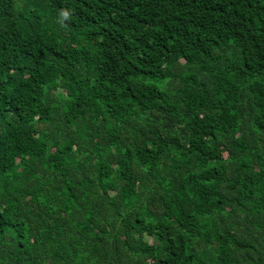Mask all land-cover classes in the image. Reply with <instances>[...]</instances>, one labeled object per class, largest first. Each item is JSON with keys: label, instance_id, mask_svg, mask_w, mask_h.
Segmentation results:
<instances>
[{"label": "trees", "instance_id": "1", "mask_svg": "<svg viewBox=\"0 0 264 264\" xmlns=\"http://www.w3.org/2000/svg\"><path fill=\"white\" fill-rule=\"evenodd\" d=\"M0 264H264V0H0Z\"/></svg>", "mask_w": 264, "mask_h": 264}, {"label": "clouds", "instance_id": "2", "mask_svg": "<svg viewBox=\"0 0 264 264\" xmlns=\"http://www.w3.org/2000/svg\"><path fill=\"white\" fill-rule=\"evenodd\" d=\"M61 15H62L64 18H67L68 15H69V13H68L67 11H63V12L61 13Z\"/></svg>", "mask_w": 264, "mask_h": 264}]
</instances>
